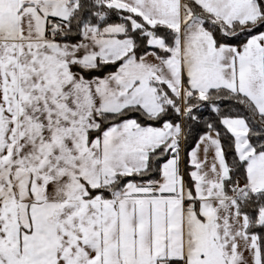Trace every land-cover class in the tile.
<instances>
[{"label":"snow or ice","instance_id":"obj_1","mask_svg":"<svg viewBox=\"0 0 264 264\" xmlns=\"http://www.w3.org/2000/svg\"><path fill=\"white\" fill-rule=\"evenodd\" d=\"M0 264H264V0H0Z\"/></svg>","mask_w":264,"mask_h":264}]
</instances>
